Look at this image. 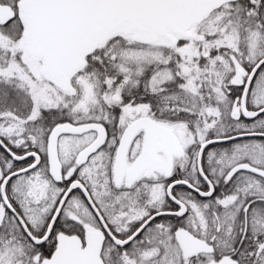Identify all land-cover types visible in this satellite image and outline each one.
I'll use <instances>...</instances> for the list:
<instances>
[{
  "label": "snow or ice",
  "instance_id": "snow-or-ice-1",
  "mask_svg": "<svg viewBox=\"0 0 264 264\" xmlns=\"http://www.w3.org/2000/svg\"><path fill=\"white\" fill-rule=\"evenodd\" d=\"M0 264H264V0H0Z\"/></svg>",
  "mask_w": 264,
  "mask_h": 264
}]
</instances>
